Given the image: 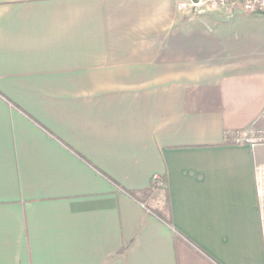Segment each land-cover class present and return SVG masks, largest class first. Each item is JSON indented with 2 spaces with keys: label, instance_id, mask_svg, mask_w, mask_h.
I'll use <instances>...</instances> for the list:
<instances>
[{
  "label": "crops",
  "instance_id": "crops-1",
  "mask_svg": "<svg viewBox=\"0 0 264 264\" xmlns=\"http://www.w3.org/2000/svg\"><path fill=\"white\" fill-rule=\"evenodd\" d=\"M242 10L0 0V264H264V144L225 138L264 124Z\"/></svg>",
  "mask_w": 264,
  "mask_h": 264
},
{
  "label": "built area",
  "instance_id": "built-area-1",
  "mask_svg": "<svg viewBox=\"0 0 264 264\" xmlns=\"http://www.w3.org/2000/svg\"><path fill=\"white\" fill-rule=\"evenodd\" d=\"M240 6L246 11L255 12L264 10V0H177L176 7L178 11L189 20L194 19L204 11L232 10ZM227 142L235 144H249L256 146L264 144V124L253 126L251 128H241L237 130H228L225 134ZM259 172L263 177L260 184V195L262 201V221L264 225V166L260 167ZM154 187L165 185V180L161 175L153 176Z\"/></svg>",
  "mask_w": 264,
  "mask_h": 264
},
{
  "label": "rangeland",
  "instance_id": "rangeland-1",
  "mask_svg": "<svg viewBox=\"0 0 264 264\" xmlns=\"http://www.w3.org/2000/svg\"><path fill=\"white\" fill-rule=\"evenodd\" d=\"M228 11H232V10H228ZM246 14H251L253 16L247 17L245 16ZM234 16L238 17L237 21L239 22L240 25V29H239L240 33L245 35L253 33V37L255 40H261L264 42V19H262L263 17H260V15L246 11L244 9L242 11L235 12ZM261 45L264 46L263 44ZM158 188H161V186L154 187V185L152 184L149 194L154 192Z\"/></svg>",
  "mask_w": 264,
  "mask_h": 264
},
{
  "label": "trees",
  "instance_id": "trees-1",
  "mask_svg": "<svg viewBox=\"0 0 264 264\" xmlns=\"http://www.w3.org/2000/svg\"><path fill=\"white\" fill-rule=\"evenodd\" d=\"M149 190H150V189H149ZM146 193H148V192H146ZM129 194H130L132 197H134V198H138V195H137L136 192H129ZM167 207H169L168 202H167ZM155 212H156V214H158L159 216H161V217H165V215H164L160 210H156ZM165 218H166V217H165ZM167 221H169V218H167Z\"/></svg>",
  "mask_w": 264,
  "mask_h": 264
},
{
  "label": "water",
  "instance_id": "water-1",
  "mask_svg": "<svg viewBox=\"0 0 264 264\" xmlns=\"http://www.w3.org/2000/svg\"><path fill=\"white\" fill-rule=\"evenodd\" d=\"M195 1H196V0H195ZM254 13L264 15V10H257V11H255Z\"/></svg>",
  "mask_w": 264,
  "mask_h": 264
}]
</instances>
